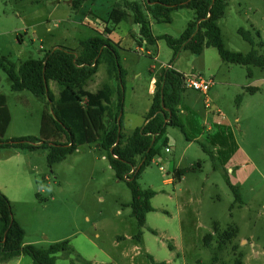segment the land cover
I'll return each mask as SVG.
<instances>
[{"label": "rangeland", "instance_id": "374dc122", "mask_svg": "<svg viewBox=\"0 0 264 264\" xmlns=\"http://www.w3.org/2000/svg\"><path fill=\"white\" fill-rule=\"evenodd\" d=\"M225 1L218 25L226 47L241 54L250 51L238 34L243 29L253 37L254 50L264 56V0ZM72 2L0 0V58L18 67L55 47L77 51L80 41L95 35L80 19L90 10L105 16L119 0L80 1L76 9ZM193 18L190 10L174 11L171 23L153 22V34L177 38ZM99 26L103 32V24ZM110 39L119 43L126 72L125 137L142 126L151 105V70L157 74L171 63L184 78L199 75L214 85L207 96L182 86L176 109L185 134L168 126L155 144L158 155L138 178L143 189L156 193L140 242L128 207L130 190L116 178L106 150L87 141L48 167L44 149L17 152L0 147V186L25 232L24 241L43 248L68 241L70 252L58 253L56 264H151L147 256L165 264H264V73L252 68L249 78L245 66L223 62L212 47L199 55L182 50L174 59L163 40L153 47L141 42L140 47L131 16ZM105 82L101 64L85 89L95 92ZM49 88L57 97L56 83L50 82ZM0 94L10 115L3 141L46 138L41 130L43 114L51 117L46 100L11 91L2 70ZM55 140L65 142L62 135ZM187 168L191 170L177 176ZM229 185L237 188L239 200Z\"/></svg>", "mask_w": 264, "mask_h": 264}, {"label": "trees", "instance_id": "16d2710c", "mask_svg": "<svg viewBox=\"0 0 264 264\" xmlns=\"http://www.w3.org/2000/svg\"><path fill=\"white\" fill-rule=\"evenodd\" d=\"M80 1L85 0H73L75 9ZM226 7L225 0H142V4L119 0L111 8L105 22L112 26L119 25L129 18L130 13L132 23L138 27L139 46L144 41L153 47L158 40H163L172 51L173 59L182 50L199 55L204 48L212 47L217 50L223 62L245 66L249 78L253 74L252 68H259L264 73V56L254 50V39L249 31L238 30L241 38L251 47L247 54L226 47L218 25ZM180 9L190 10L194 14L182 34L177 38L169 35L153 36L148 17L156 23H171L172 12ZM110 33L111 30L104 27L103 33L95 32V35L80 41L77 51L55 47L47 51L43 58L25 60L18 67L5 57L0 58V70L7 76L11 91H27L36 98L46 100L51 112V117L43 114L41 119L42 134L46 138L28 136L5 142L2 137L10 123V115L6 97L0 94V147L17 152L44 149L47 151L48 167L61 162L87 141L106 150L110 168L118 180L125 181L130 190L131 202L128 207L138 228L135 239L140 242L146 215L154 211L150 201L156 193L143 189L138 178L158 155L155 144L168 126L177 127L185 134L176 109L181 101L184 77L170 68H161L157 74L150 71L155 79L151 105L142 126L125 137L122 124L126 72L117 51L119 44L111 41L108 37ZM101 64L105 66L108 82L96 92L85 90V85L97 73ZM50 82L58 86L57 97L49 88ZM61 135L65 142L55 140ZM137 159L139 162L136 165ZM190 170H180L177 176L182 177ZM230 189L235 200H239L237 188L230 186ZM151 233L155 234L152 230ZM24 235L23 228L13 218L12 203L0 191V262L24 255L31 259L32 264H56L58 253L70 252L68 241L56 242L43 248L35 244L25 245ZM168 248L171 250L170 246ZM147 257L151 264H165L156 263L152 257Z\"/></svg>", "mask_w": 264, "mask_h": 264}, {"label": "crops", "instance_id": "0c3cea01", "mask_svg": "<svg viewBox=\"0 0 264 264\" xmlns=\"http://www.w3.org/2000/svg\"><path fill=\"white\" fill-rule=\"evenodd\" d=\"M87 0H85V1H83L82 2V4L83 3H85ZM89 1V0H88ZM129 1V0H128ZM140 1V0H139ZM140 4H142L141 2H139ZM110 10H111V8L105 13V16H103V14L101 15V14H98L97 12H94L95 10H90V12H87L86 14H85V16H84V18L83 19H80V22H79V24L81 25V26H83V27H86V28H88V29H90V30H92V31H94V32H97V33H103L102 31H100V29H99V23H102L103 24V31H104V27H107L108 29H110L111 30V33L108 35V37L110 38V35L118 28V26L119 25H121V24H123L124 22H126V20L125 21H122L119 25H116V26H112V25H110V24H108V23H106L105 21H106V19H107V15H108V13L110 12ZM129 15L131 16V14L129 13ZM129 16V17H130ZM128 19V18H127ZM148 20H149V23H150V28H151V33L153 34V22H155L154 20H152L150 17H148ZM153 36H154V34H153ZM112 41V40H111ZM113 43H118V42H114V41H112ZM119 44V43H118ZM146 45V43L144 42V41H142V45ZM142 45L140 46V47H142ZM146 46H148V45H146ZM149 47H151V46H149ZM148 54H150V53H148ZM167 65H169L170 66V69H173L174 70V68H173V65H171V64H167ZM153 70H155V69H153ZM176 71V70H175ZM96 75V74H95ZM94 75V76H95ZM93 76V77H94ZM92 77V78H93ZM154 77V74H152V78H151V83H150V92H152V88H153V84H154V82H155V79L153 78ZM92 78L89 80V81H91L92 80ZM88 81V82H89ZM9 82V81H8ZM87 82V83H88ZM107 82H108V79H107ZM106 83V82H105ZM10 84V83H9ZM50 84V83H49ZM104 84V83H103ZM102 84V85H103ZM87 85V84H86ZM85 85V86H86ZM102 85L99 87V88H97V90L98 89H100L101 87H102ZM84 89H85V87H84ZM86 90V89H85ZM96 90V91H97ZM95 91V92H96ZM90 92V91H89ZM209 92V91H208ZM93 93V92H92ZM53 94V93H52ZM206 96H207V94H206ZM55 97V96H54ZM205 99H207V98H205ZM0 191L1 192H3V193H5L3 190H2V188H1V186H0ZM11 202V201H10ZM23 243L26 245V244H28V243H26L24 240H23ZM36 245V244H35ZM27 257V256H26ZM29 258V257H28ZM31 260V259H30ZM32 264V262L31 263H26V261H25V259H24V255H21V256H19V257H16V258H13V259H10V260H8V261H5V262H0V264Z\"/></svg>", "mask_w": 264, "mask_h": 264}, {"label": "built area", "instance_id": "2783aa9c", "mask_svg": "<svg viewBox=\"0 0 264 264\" xmlns=\"http://www.w3.org/2000/svg\"><path fill=\"white\" fill-rule=\"evenodd\" d=\"M165 68H170L169 65H167ZM183 85L187 88H190L196 92H199L203 95H206L208 91L213 87L214 82L211 78L206 79L202 76H196L194 78H184L183 79ZM206 104L209 103V100H205ZM133 171H131L132 173Z\"/></svg>", "mask_w": 264, "mask_h": 264}]
</instances>
